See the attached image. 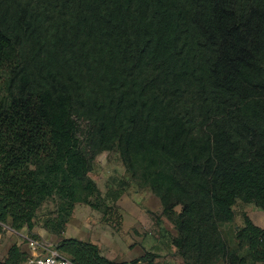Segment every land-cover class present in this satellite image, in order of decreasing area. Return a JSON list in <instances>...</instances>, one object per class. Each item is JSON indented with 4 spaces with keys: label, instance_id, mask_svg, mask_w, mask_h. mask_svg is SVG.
Listing matches in <instances>:
<instances>
[{
    "label": "trees",
    "instance_id": "obj_1",
    "mask_svg": "<svg viewBox=\"0 0 264 264\" xmlns=\"http://www.w3.org/2000/svg\"><path fill=\"white\" fill-rule=\"evenodd\" d=\"M4 86L0 233H31L57 195L54 249L114 264L63 233L76 204L104 216L122 195L109 202L88 177L116 152L159 200L183 264H264V229L246 215L234 249L221 232L238 202L264 212V0H0ZM27 257L12 245L0 264Z\"/></svg>",
    "mask_w": 264,
    "mask_h": 264
},
{
    "label": "crops",
    "instance_id": "obj_2",
    "mask_svg": "<svg viewBox=\"0 0 264 264\" xmlns=\"http://www.w3.org/2000/svg\"><path fill=\"white\" fill-rule=\"evenodd\" d=\"M110 182L105 192H101L102 197L107 194L109 202L112 194L110 190L120 186L124 189L115 202L117 227L114 228L111 222H106L100 211L88 208L82 212L81 209H75L65 227L63 238L96 245L101 256L114 264H129L140 259L150 260L154 264H183L171 244L177 233L173 226L160 216L162 208L159 200L149 191H138L125 179H112ZM124 182L128 185L123 184ZM243 215H246L255 227L264 229V212L253 205L238 202L234 207L233 221L221 227L222 235L232 249L236 247V231L243 226ZM1 227L0 262L12 245H17L26 255L29 254L26 244H18L7 232L8 228L3 225ZM43 232L38 230L36 234L42 237ZM246 254L245 248L239 252L242 257ZM26 260L19 264H27ZM245 264H250V261Z\"/></svg>",
    "mask_w": 264,
    "mask_h": 264
},
{
    "label": "rangeland",
    "instance_id": "obj_3",
    "mask_svg": "<svg viewBox=\"0 0 264 264\" xmlns=\"http://www.w3.org/2000/svg\"><path fill=\"white\" fill-rule=\"evenodd\" d=\"M7 87L4 86L3 89L1 90V101L6 102L7 100ZM85 131V126L82 125L80 126V133L79 139L82 143V146L84 147V140H83V132ZM88 177L90 180H92L98 190L100 192H105V189L109 186L111 183L110 181L112 179H125L130 183V176L129 174L125 171L119 156L116 152H105L100 155H98L92 162V167L91 170L88 174ZM131 184V183H130ZM91 202H94L93 200ZM63 203L60 201L59 196L54 195L53 197L47 199L41 207L37 210L34 218V228L31 233L25 232H15L13 231L8 225H3L8 228L7 232L11 234V237L14 238L15 241H17L18 244H24L25 241L23 237L19 236L18 234L25 235L28 238L32 239H37V240H43L47 242L48 244H57V238L50 234L48 230L51 228L52 220L56 217L57 210L59 206H62ZM88 206L84 204H76L75 209H81L82 212L83 210H88ZM100 209L105 212L104 219L106 222H111L113 227H117L118 225V219L115 216V210L117 209L116 205H106L104 203H100ZM46 225L47 227L46 229ZM42 230L43 236L40 237L36 234V231ZM50 231V230H49ZM24 236V237H25Z\"/></svg>",
    "mask_w": 264,
    "mask_h": 264
},
{
    "label": "built area",
    "instance_id": "obj_4",
    "mask_svg": "<svg viewBox=\"0 0 264 264\" xmlns=\"http://www.w3.org/2000/svg\"><path fill=\"white\" fill-rule=\"evenodd\" d=\"M29 254L27 264H73L68 258L60 254L53 246L43 240L23 237ZM134 264H154L153 262L138 261Z\"/></svg>",
    "mask_w": 264,
    "mask_h": 264
}]
</instances>
